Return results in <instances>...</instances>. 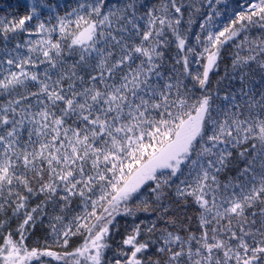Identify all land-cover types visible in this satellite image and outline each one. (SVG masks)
Wrapping results in <instances>:
<instances>
[{
  "label": "snow or ice",
  "instance_id": "6c2138e0",
  "mask_svg": "<svg viewBox=\"0 0 264 264\" xmlns=\"http://www.w3.org/2000/svg\"><path fill=\"white\" fill-rule=\"evenodd\" d=\"M0 264H264V0H0Z\"/></svg>",
  "mask_w": 264,
  "mask_h": 264
}]
</instances>
